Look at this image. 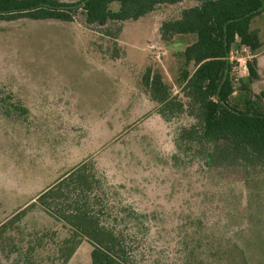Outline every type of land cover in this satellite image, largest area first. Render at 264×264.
Returning <instances> with one entry per match:
<instances>
[{
    "label": "rangeland",
    "instance_id": "374dc122",
    "mask_svg": "<svg viewBox=\"0 0 264 264\" xmlns=\"http://www.w3.org/2000/svg\"><path fill=\"white\" fill-rule=\"evenodd\" d=\"M196 5L104 26L82 10L73 21L0 20V264H62L63 223L40 208L9 220L84 162L105 182L110 221H126L137 237L133 264H264V164L208 161L214 145L198 132L182 83L195 69L182 54L196 37L162 36L164 22ZM252 29L263 47L236 42L229 56L230 103L243 113L264 90V12ZM254 58L259 79L245 88ZM149 72L169 103L153 100ZM92 249L84 241L67 264H92Z\"/></svg>",
    "mask_w": 264,
    "mask_h": 264
},
{
    "label": "trees",
    "instance_id": "16d2710c",
    "mask_svg": "<svg viewBox=\"0 0 264 264\" xmlns=\"http://www.w3.org/2000/svg\"><path fill=\"white\" fill-rule=\"evenodd\" d=\"M185 0H80L66 3L62 0H0V20L73 21L74 13L82 10L90 25L104 26L109 22L122 23L139 20L162 5H177ZM198 5L183 10L177 20L164 22L161 32L165 39L193 35L194 43L183 52L184 65L195 66L193 73L183 72L182 83L187 96L198 107L200 135L214 145L208 161L223 166L256 161L264 164V90L250 101L247 112L233 109L230 103L234 93L232 79V46L239 42L252 53L263 43L258 31L252 29L255 17L264 12V0H194ZM117 4L119 9H113ZM248 88L259 79L258 64L254 58L247 63ZM154 101H170L167 85L151 72L145 76ZM197 130V129H196ZM105 182L90 162H84L43 190L10 221L23 220L35 208H40L58 223H63L68 236L62 241V264H67L80 245L87 241L92 246V264H133L137 237L128 232L126 221L113 219L108 209ZM8 222V223H9ZM2 225V227H4ZM29 250H35L32 246ZM26 264H36L32 258Z\"/></svg>",
    "mask_w": 264,
    "mask_h": 264
},
{
    "label": "crops",
    "instance_id": "0c3cea01",
    "mask_svg": "<svg viewBox=\"0 0 264 264\" xmlns=\"http://www.w3.org/2000/svg\"><path fill=\"white\" fill-rule=\"evenodd\" d=\"M183 3V2H182ZM182 3H180V4H182ZM191 8V7H190Z\"/></svg>",
    "mask_w": 264,
    "mask_h": 264
}]
</instances>
